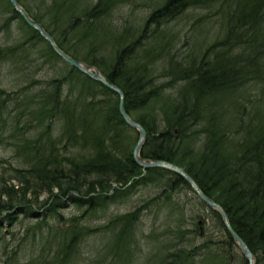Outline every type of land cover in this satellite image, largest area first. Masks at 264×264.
I'll use <instances>...</instances> for the list:
<instances>
[{"label": "trees", "instance_id": "16d2710c", "mask_svg": "<svg viewBox=\"0 0 264 264\" xmlns=\"http://www.w3.org/2000/svg\"><path fill=\"white\" fill-rule=\"evenodd\" d=\"M131 1L18 0L64 52L96 66L122 90L126 112L147 133L141 157L182 167L223 207L255 264H264V0H149L152 7L138 25L128 19L114 26L112 10ZM38 6L45 9L41 15ZM189 7L205 14L179 53L170 23ZM14 20L18 42L0 41V143L15 156L0 158L8 174L0 176V264H130L145 207L94 227L83 216L146 181H163L165 205L173 201V185L187 188L224 237H204L197 215L176 212L173 201L159 230L167 248L154 254V264H230L231 248L247 264L219 213L182 177L163 167L142 174L132 157L138 132L123 120L118 95L66 63L9 0H0V33ZM209 28L216 33L212 41ZM27 50L33 61L20 59ZM6 66L15 90L2 86ZM44 68L48 76H35ZM55 188L87 207L85 214L62 218L59 198L47 200L40 214L32 204L41 191L57 196ZM16 225H23L22 234ZM98 233L105 241H94L95 253L84 255V237Z\"/></svg>", "mask_w": 264, "mask_h": 264}, {"label": "rangeland", "instance_id": "374dc122", "mask_svg": "<svg viewBox=\"0 0 264 264\" xmlns=\"http://www.w3.org/2000/svg\"><path fill=\"white\" fill-rule=\"evenodd\" d=\"M90 1V0H89ZM162 1V0H160ZM148 3L149 0H133V2H126L116 6L112 12L110 20L114 23V26L122 27L125 23L120 25L125 20H133V25H138L141 19L148 15L149 10L151 9V5ZM44 7H37L36 11L38 14L44 12ZM205 14V10L202 8H188L180 17H176L170 23V29L175 32L176 37L174 38V47L173 50L178 51L181 53L188 49V45L191 42V38L195 33V22L201 16ZM43 17V16H42ZM45 18L43 17V20ZM46 23V22H44ZM18 25V21L14 20L10 30L2 31L0 33V41L1 43H6L7 45L14 44L19 40V34L16 33V27ZM51 29H53L50 26ZM117 28V31L119 30ZM209 39H212L216 36L214 35V28H209ZM40 46L44 48L46 46L44 43H41ZM85 50H88V47L85 45ZM105 54L107 56H111L113 54V50H105ZM115 51V46H114ZM32 51H26L25 55L22 56L20 59L26 58L28 61L34 60V55L31 54ZM83 60V59H81ZM85 61V60H83ZM32 63H37L36 61ZM87 63V62H86ZM92 65V64H91ZM24 66L23 63L20 65H15V69L18 71L20 67ZM33 68V66H30ZM9 68L6 66L4 71H2V86L11 91L15 90V80L14 74L9 73ZM46 68L41 71H37L35 76L43 77L48 76L45 74ZM45 75V76H44ZM133 134L131 135V139H133ZM138 137V133H137ZM137 140V138H136ZM136 142V141H135ZM135 144V143H134ZM134 147V145H133ZM132 147V148H133ZM15 159L13 150L0 143V158L12 156ZM142 169V168H141ZM4 170L0 168V176H8L3 174ZM143 173V170H142ZM144 174V173H143ZM5 177V178H6ZM4 178V179H5ZM164 180V179H163ZM16 184V182H12ZM113 187L120 188L122 187L120 184L114 183ZM165 185L162 182L156 183L154 181H146L138 183L134 186L129 193L124 197H117L115 199H109L105 206H100L95 209L92 214H88L83 216L84 222L87 223L90 227H94L97 225H103L107 222V220L114 214L123 213L126 211L131 210L136 205L142 206L141 211V218L140 222L138 223V233H137V241L138 247H136L132 251V255L134 256L133 261L130 264H154V260L156 259L154 254H158L159 252H163L165 248H167V241L164 237L163 233L161 234L159 230H162L161 223L164 218L165 214L169 211H172L174 203L176 201L179 205V209L176 212L184 213L190 215V213L196 214V223L200 225L203 230V236L209 237L212 236L214 239H224L222 229L219 223L215 220V216L210 212L209 209L204 208L203 206L199 205L195 200H193L191 192L187 191V188H183L181 186L173 185V201L168 200L165 205L164 204V188ZM54 191L58 194L57 188ZM77 194V193H75ZM91 194V193H90ZM96 196H98L96 194ZM26 197L30 200H33L32 193L27 192ZM159 199H158V198ZM56 198L60 199V204H64V207H61L60 213L62 214V218H69L72 215H81L85 214L84 211L87 207H79L77 204L73 203L69 195H61L60 193L57 196H52L48 194L46 191H41L39 196H37V200L34 204L35 207H39V213L43 214L46 209L45 202L48 200V203H52ZM89 198V197H88ZM156 198V199H154ZM95 202V201H94ZM57 203V204H58ZM96 203V202H95ZM163 203V204H161ZM161 221V222H160ZM24 222L26 224L33 223L34 221H30V219L24 217ZM192 227V224L189 225ZM157 228L158 230H153ZM7 229V228H6ZM18 229V230H16ZM15 230L19 232V234L23 233V225H16ZM1 240V239H0ZM84 243L82 244L83 254H92L95 253L96 249L94 246V241L98 245L100 242L103 243L105 241V235L102 233L93 234L90 236L84 237ZM199 243V239H197V244ZM233 262L229 261L230 264H242V258L236 254L234 248H231ZM1 263V259H0ZM76 264V263H75ZM129 264V263H128Z\"/></svg>", "mask_w": 264, "mask_h": 264}, {"label": "water", "instance_id": "95a60500", "mask_svg": "<svg viewBox=\"0 0 264 264\" xmlns=\"http://www.w3.org/2000/svg\"><path fill=\"white\" fill-rule=\"evenodd\" d=\"M9 1L13 9L22 17V19L26 22V24L29 25L31 28L35 29L40 34V36L49 43L50 47L56 52V54L59 55L66 63L76 68L77 70H79L81 73H83L90 79L100 82L101 84L111 89L113 92H115L118 95L119 97L118 109H119V112L123 120L125 121L127 125H129L130 127H132L138 132L137 140L132 149V157H133L134 162L142 168L143 173H145L146 169L154 168V167H163V168L176 172L180 177H182L191 186L196 196L207 207L213 210H216L219 213L226 231L231 235L237 248L239 249L241 254L244 256V258L246 259V263L255 264L256 263L255 255L250 250L246 242L233 229V227L231 226L229 222L228 215L223 209V207L218 202H216L214 199L207 196L200 189L196 181L182 167L172 162H168V161L161 160V159H146V158L141 157L140 150L146 140L147 133H146L145 128L139 122L132 119L126 112L124 105H123L122 90L115 84L109 82L96 66L86 63L85 61L81 59L74 58L70 56L69 54H67L66 52H64L55 43L53 37L44 29V27L38 21L34 20L28 14V12L19 4L18 0H9Z\"/></svg>", "mask_w": 264, "mask_h": 264}]
</instances>
